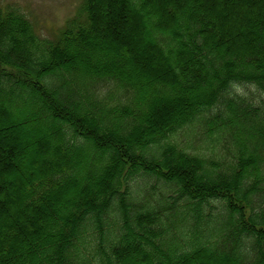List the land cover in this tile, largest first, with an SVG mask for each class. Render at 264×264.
Returning <instances> with one entry per match:
<instances>
[{"label": "trees", "instance_id": "obj_1", "mask_svg": "<svg viewBox=\"0 0 264 264\" xmlns=\"http://www.w3.org/2000/svg\"><path fill=\"white\" fill-rule=\"evenodd\" d=\"M1 127L0 264H264V0L0 8Z\"/></svg>", "mask_w": 264, "mask_h": 264}, {"label": "rangeland", "instance_id": "obj_2", "mask_svg": "<svg viewBox=\"0 0 264 264\" xmlns=\"http://www.w3.org/2000/svg\"><path fill=\"white\" fill-rule=\"evenodd\" d=\"M82 4L83 0H0L1 8H5L8 5L16 6L28 17L34 27L35 32L40 37L47 39L56 38L61 28H63L66 22L80 10ZM169 10L170 9L166 8L165 12L170 14ZM123 38L127 39L125 37ZM137 48L139 50L144 48L145 50V44L138 45ZM240 88L241 90L254 91L253 86L251 85H242ZM12 124L13 123H8L11 129ZM2 127L0 128V134L4 129ZM22 130H28V126L24 125ZM7 135L10 138L15 137V133L12 130L7 132V134L4 133L5 137ZM19 160V168L17 166V173L25 177V175H29L31 168L29 167V170L26 171V163L22 162V157ZM42 161L45 164L49 163L48 157H43ZM4 181L7 186L12 184V180L10 179L5 178L3 183Z\"/></svg>", "mask_w": 264, "mask_h": 264}]
</instances>
